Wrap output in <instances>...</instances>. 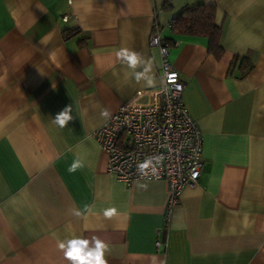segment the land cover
Returning <instances> with one entry per match:
<instances>
[{"label": "crops", "instance_id": "obj_1", "mask_svg": "<svg viewBox=\"0 0 264 264\" xmlns=\"http://www.w3.org/2000/svg\"><path fill=\"white\" fill-rule=\"evenodd\" d=\"M198 4L214 6L219 58L168 27ZM155 27L203 134L197 184L167 224L166 182L118 181L93 136L103 110L158 85ZM122 47L155 56L153 86L130 79ZM74 235L105 241L108 264H264V0H0V264H70L58 244Z\"/></svg>", "mask_w": 264, "mask_h": 264}, {"label": "built area", "instance_id": "obj_2", "mask_svg": "<svg viewBox=\"0 0 264 264\" xmlns=\"http://www.w3.org/2000/svg\"><path fill=\"white\" fill-rule=\"evenodd\" d=\"M149 45L160 52L158 85L138 91L123 102L93 136L107 154V172L118 181L126 185L135 180L166 182L167 224L182 190L197 184L203 166V134L183 102L184 84L169 61L171 44L157 27L150 32ZM153 157H161L160 162L153 160L145 170L147 175L140 173L138 165ZM155 245L158 248L161 241L156 240Z\"/></svg>", "mask_w": 264, "mask_h": 264}, {"label": "clouds", "instance_id": "obj_3", "mask_svg": "<svg viewBox=\"0 0 264 264\" xmlns=\"http://www.w3.org/2000/svg\"><path fill=\"white\" fill-rule=\"evenodd\" d=\"M163 53V50H161ZM116 59L130 70V79L140 83L143 81L146 86H153L155 84V77L153 68L156 65L155 56L151 58H145L141 53L136 52L127 47L120 48L115 53ZM72 106H66L62 111L56 114L53 118V123L59 128L63 129L73 119ZM101 116L108 118L110 113L107 109L101 112ZM155 160L157 163L160 162L161 157H153L150 160H146L138 165V171L144 175H147L146 171ZM85 166V162L77 157L71 167L68 169L69 172H75L77 169H82ZM153 173L156 169L153 166ZM138 188L147 190L148 185L146 183H140L137 185ZM116 209L111 208L104 211L105 217H112L116 214ZM72 214L76 217H81L83 213L80 210L73 209ZM60 250L63 251L64 258L70 262V264H108L105 258L107 252H109V245L96 237L91 240L83 238L82 236H72L71 238L65 239L58 244Z\"/></svg>", "mask_w": 264, "mask_h": 264}, {"label": "trees", "instance_id": "obj_4", "mask_svg": "<svg viewBox=\"0 0 264 264\" xmlns=\"http://www.w3.org/2000/svg\"><path fill=\"white\" fill-rule=\"evenodd\" d=\"M214 14V6L209 4L185 7L173 17L171 28L182 34L207 37L208 50L215 58H219L223 52L220 42L221 27L216 24Z\"/></svg>", "mask_w": 264, "mask_h": 264}]
</instances>
